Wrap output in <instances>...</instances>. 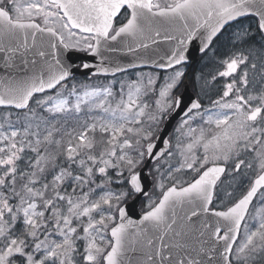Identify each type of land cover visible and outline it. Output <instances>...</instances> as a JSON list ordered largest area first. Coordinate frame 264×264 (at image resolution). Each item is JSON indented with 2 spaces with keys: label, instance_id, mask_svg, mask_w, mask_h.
Returning <instances> with one entry per match:
<instances>
[{
  "label": "snow or ice",
  "instance_id": "snow-or-ice-1",
  "mask_svg": "<svg viewBox=\"0 0 264 264\" xmlns=\"http://www.w3.org/2000/svg\"><path fill=\"white\" fill-rule=\"evenodd\" d=\"M225 36L211 77L225 82L202 89L207 106L185 101L190 45L215 55ZM253 45L264 53V0H0V54L15 69L0 76V264H264ZM81 69L112 79L80 81ZM133 194L148 199L138 220L121 206Z\"/></svg>",
  "mask_w": 264,
  "mask_h": 264
},
{
  "label": "flooded vegetation",
  "instance_id": "flooded-vegetation-1",
  "mask_svg": "<svg viewBox=\"0 0 264 264\" xmlns=\"http://www.w3.org/2000/svg\"><path fill=\"white\" fill-rule=\"evenodd\" d=\"M225 41L226 36L221 37L220 40L216 42L215 55L212 50H209L206 55H200L194 64L187 63L179 66L183 68L185 75L182 77L180 86L175 90L176 94L180 95L182 93L186 81L193 97L196 98L197 96H200L207 106L208 100L204 97L202 89L204 92H208L209 94L214 93L216 86L221 85L226 79L218 77L216 82L213 83L211 81L212 75H215L219 70H223L220 65V60L223 59L230 51L228 47L224 46ZM253 47L257 49V55H264V53L259 51V45H253ZM253 59H255V56ZM257 63H259V61H257ZM213 98H215V96H213ZM257 264H260V262L257 261Z\"/></svg>",
  "mask_w": 264,
  "mask_h": 264
},
{
  "label": "water",
  "instance_id": "water-1",
  "mask_svg": "<svg viewBox=\"0 0 264 264\" xmlns=\"http://www.w3.org/2000/svg\"><path fill=\"white\" fill-rule=\"evenodd\" d=\"M167 43L164 42L163 40H161L160 42V47L162 49H167ZM198 47H199V41H195L192 45H190V51L188 53L189 55V60L194 61L197 57V54L199 53L198 51ZM118 58L120 56L119 53L115 54ZM3 54H0V76H4L7 73H11L14 72L15 69H6L4 66V62L2 59ZM29 59H31V56L28 57ZM72 58L74 60L75 65L79 66L80 64L84 63V62H88V63H95L96 59L95 57H93L91 54L89 53H83V52H73L72 53ZM188 60V61H189ZM19 65V61L16 62ZM144 67H152V66H144ZM154 68V67H152ZM156 69V68H154ZM159 70V69H158ZM76 75H80V76H88L89 73L87 72V70H83L81 69L80 71H77ZM188 95H191V93L188 91L187 88H185L184 93H183V97L184 99H187ZM186 101V100H185ZM178 119V118H177ZM176 119L172 120V122L168 125V130L166 133V138L167 135L169 134L173 123L175 122ZM142 186L144 187L145 191L149 192V190L151 189L152 186V181L150 176L148 175V171L147 169H144V173H143V177L141 180ZM144 197L143 195H138L135 194L134 197L132 199H130L129 201L125 202L124 204H122L121 206L126 207L127 210V214L129 216V218L132 219H139L140 216L143 214V212H140L138 207H139V201L140 199ZM193 221L197 222V218L193 217ZM197 226H198V222H197Z\"/></svg>",
  "mask_w": 264,
  "mask_h": 264
},
{
  "label": "rangeland",
  "instance_id": "rangeland-1",
  "mask_svg": "<svg viewBox=\"0 0 264 264\" xmlns=\"http://www.w3.org/2000/svg\"><path fill=\"white\" fill-rule=\"evenodd\" d=\"M135 71L152 72V71H149V70H146V69H139V70H135ZM118 76H119V75H118ZM110 79H112V77L107 78L106 80H99V79H98V80H91V81H89V80H80V81H85V82H89V83H92V84H103V83H107V81L110 80ZM153 189H154V184H153V188H152L151 193L153 192ZM156 194H157V195L159 194V193H158V190H157ZM144 202H145V205L147 206V204H148V199L146 198Z\"/></svg>",
  "mask_w": 264,
  "mask_h": 264
},
{
  "label": "trees",
  "instance_id": "trees-1",
  "mask_svg": "<svg viewBox=\"0 0 264 264\" xmlns=\"http://www.w3.org/2000/svg\"><path fill=\"white\" fill-rule=\"evenodd\" d=\"M126 199H128V198H126ZM141 207L143 208V204H141Z\"/></svg>",
  "mask_w": 264,
  "mask_h": 264
}]
</instances>
